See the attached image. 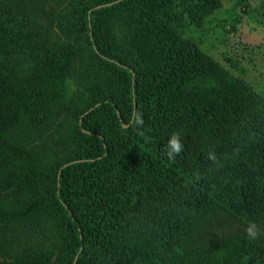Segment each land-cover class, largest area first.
<instances>
[{
	"label": "trees",
	"instance_id": "1",
	"mask_svg": "<svg viewBox=\"0 0 264 264\" xmlns=\"http://www.w3.org/2000/svg\"><path fill=\"white\" fill-rule=\"evenodd\" d=\"M28 1L0 0V264H264L263 237L204 234L264 228V97L175 31L222 0H63L57 43ZM64 113L59 150L29 140ZM33 221L63 246L18 241Z\"/></svg>",
	"mask_w": 264,
	"mask_h": 264
},
{
	"label": "rangeland",
	"instance_id": "2",
	"mask_svg": "<svg viewBox=\"0 0 264 264\" xmlns=\"http://www.w3.org/2000/svg\"><path fill=\"white\" fill-rule=\"evenodd\" d=\"M67 5L63 0H30L25 8L32 14L49 41H61L62 34L51 14L62 11ZM182 37L192 40L199 47L235 76L243 79L264 97V0H222V7L197 26L187 19L175 27ZM70 125V116L61 114L37 128H28L29 140L38 148L52 153L64 144ZM226 215L219 225H207V238H218L229 232H239L248 226ZM257 237L264 238V228H258ZM25 246L62 247L64 240L44 221H33L17 230ZM211 241V240H210Z\"/></svg>",
	"mask_w": 264,
	"mask_h": 264
},
{
	"label": "clouds",
	"instance_id": "3",
	"mask_svg": "<svg viewBox=\"0 0 264 264\" xmlns=\"http://www.w3.org/2000/svg\"><path fill=\"white\" fill-rule=\"evenodd\" d=\"M136 124L142 125L143 124V117L142 114L137 112L135 114V121ZM170 144V151L167 152V155L169 159H172L174 154H179L183 150V144L180 141V136L179 133H173L172 136L170 137L169 140ZM209 159L215 160V155L210 153L209 154ZM247 235L249 236L250 239H256L257 236L259 235V229L257 225L254 222H251L247 229H246Z\"/></svg>",
	"mask_w": 264,
	"mask_h": 264
}]
</instances>
